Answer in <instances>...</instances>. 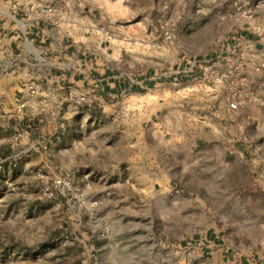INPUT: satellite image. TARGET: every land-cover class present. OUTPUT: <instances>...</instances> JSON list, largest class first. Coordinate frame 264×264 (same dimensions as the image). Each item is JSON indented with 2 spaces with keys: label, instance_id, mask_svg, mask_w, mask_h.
Returning <instances> with one entry per match:
<instances>
[{
  "label": "crops",
  "instance_id": "crops-1",
  "mask_svg": "<svg viewBox=\"0 0 264 264\" xmlns=\"http://www.w3.org/2000/svg\"><path fill=\"white\" fill-rule=\"evenodd\" d=\"M254 1L246 2L256 15L240 38L256 52L264 49V0ZM47 4L0 0V136L8 142L2 163L9 174L60 170L72 183L68 194L85 205L105 207L107 219L110 211L128 204L133 213L121 216L146 222L142 231L150 235L151 220L172 218L165 204L180 212L185 199L191 204L198 197V189L218 196L231 166L245 171L244 151L233 150L237 159L231 162L220 143L230 136V126L232 136H245L246 118H264L263 110L255 114L257 106H242L234 111L221 91L183 85L175 76L168 80L122 70L91 18L86 22L83 11L71 17L67 7L52 14ZM263 72L248 74L261 90ZM27 85L36 89L34 96L26 94ZM69 90L85 92L89 102H67L65 125L58 128L54 117L39 114L38 100L48 94L52 107ZM26 98L35 103L22 112L19 103ZM174 229L163 228L161 234L181 236ZM218 233L192 235L201 264H243L231 261ZM141 247L130 251L142 253ZM137 259L143 257L134 255L132 264Z\"/></svg>",
  "mask_w": 264,
  "mask_h": 264
},
{
  "label": "rangeland",
  "instance_id": "rangeland-1",
  "mask_svg": "<svg viewBox=\"0 0 264 264\" xmlns=\"http://www.w3.org/2000/svg\"><path fill=\"white\" fill-rule=\"evenodd\" d=\"M46 1L52 14L60 7L71 17L83 11L86 22L91 18L103 29L118 68L168 80L175 76L183 85L223 92L229 104L264 111V89L248 78L263 70L264 49L253 52L240 38L256 15L247 0ZM233 130L230 126L220 147L231 162L237 159L233 150L244 151L245 171L231 166L218 196L198 189V197L191 204L185 199L180 212L165 204L172 218L151 220L150 235L142 231L146 222L121 216L133 213L128 204L107 219L105 207L68 194V185L57 181L72 183L60 170L9 174L2 163L8 142L0 136V264H132L134 255L143 257L138 264H201L192 235L209 230L219 232L233 263L264 264V118L247 117L245 136H232ZM163 228L180 229L181 236H163ZM138 244L142 253L134 254L130 249Z\"/></svg>",
  "mask_w": 264,
  "mask_h": 264
},
{
  "label": "built area",
  "instance_id": "built-area-1",
  "mask_svg": "<svg viewBox=\"0 0 264 264\" xmlns=\"http://www.w3.org/2000/svg\"><path fill=\"white\" fill-rule=\"evenodd\" d=\"M52 11V9H50ZM261 69L264 70V62L260 65ZM26 94H30V97L34 96L37 92L36 89L30 85L25 86ZM40 103L39 105V114H42L44 116L49 115L56 119L57 127L63 128L65 125L64 122V110H65V104L67 102L76 103V104H86L89 102L88 96L85 92L80 91L79 93H76L74 91L69 90L66 95L63 97L57 98L52 105V107H48L50 100L48 99V94L43 95L40 100H38ZM32 103H35L31 101L29 98H26L22 100L19 103V110L24 112L26 106L32 105ZM230 109L236 111L240 107V102L233 101L229 104ZM48 108V109H47ZM2 168V165L0 166ZM58 183H64L65 185H69V182L58 180Z\"/></svg>",
  "mask_w": 264,
  "mask_h": 264
}]
</instances>
